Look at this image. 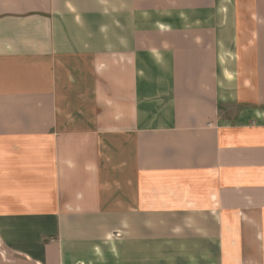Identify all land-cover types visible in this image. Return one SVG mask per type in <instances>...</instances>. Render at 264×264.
<instances>
[{"label":"crops","instance_id":"obj_1","mask_svg":"<svg viewBox=\"0 0 264 264\" xmlns=\"http://www.w3.org/2000/svg\"><path fill=\"white\" fill-rule=\"evenodd\" d=\"M0 264H264V0H0Z\"/></svg>","mask_w":264,"mask_h":264}]
</instances>
